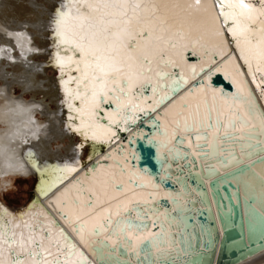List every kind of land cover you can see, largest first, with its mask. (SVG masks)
I'll return each instance as SVG.
<instances>
[{"label":"bare ground","instance_id":"bare-ground-1","mask_svg":"<svg viewBox=\"0 0 264 264\" xmlns=\"http://www.w3.org/2000/svg\"><path fill=\"white\" fill-rule=\"evenodd\" d=\"M56 1L58 0H42L38 4V0H0V33L3 31L8 34L6 38L0 34V81L4 83V87L2 89L0 87L2 100L0 104V126L4 128H0V181L4 183L6 179L10 180L15 175L32 177L36 173L35 194L42 195L73 172L65 171V165L73 169L77 167L81 169L91 159L104 158V163L97 162L93 169H87L86 173L80 169L77 170L76 176L60 187L54 188L52 190L54 192L47 200H44V197L41 199L58 217L62 226L60 227L70 235L73 234V222L79 221L84 226L83 238L78 231L79 226H77L76 236L80 243L75 235H71V237L76 246L82 249L85 246L89 249V244L86 241H90V229L92 227L97 226V235L103 238L104 229L100 222L105 215L109 217L122 215L131 205L137 203H142L141 206L150 205V201L161 196H172L173 193L164 191L159 186L154 188L149 176L138 170L136 166H130L129 155L132 153V149H129L125 142L121 144L119 140L114 141L113 144L109 145V148L106 147L108 142L105 144L94 143L95 141L114 139L112 135L98 132L94 142H89L86 146L83 144L84 148L88 149V160L79 161L81 158L78 155L82 147L78 148L77 145L83 143L85 138L80 132L69 130L68 124L71 123L74 129L79 127L80 120H74V124L69 121L70 116L77 114L67 108V98L60 79L61 70L56 63L52 64V61H55L56 52H60L61 55L64 53L61 48L56 46L58 41H54L53 33L50 37V43L53 44H50L49 48L46 46L47 30L50 27L47 20L48 17H54L55 8L52 13L51 10ZM58 2L60 3V1ZM152 2L160 10L159 14L166 19L172 32H179L188 40L199 39L200 43L205 46V50H201L199 47L196 49L199 56L198 61L181 62L180 66L175 68L178 75L175 80L184 84L188 83V85L176 91L169 101L161 103L152 112L159 120L161 127L159 133H151V137L156 141L157 155L160 151H164L168 156L180 152V150L173 148L176 146L173 145L172 136L176 134L183 138V144L186 143L190 153L195 155L194 146L188 139V135L190 131L200 132L202 130L206 131L205 138H203L205 140L204 145L211 147L212 155L217 149L215 147L218 144L217 132L213 124H211L210 129L206 128L205 125L208 118L214 117L223 120L224 115L227 119L232 118L233 122L232 128H230L228 121H226L227 128L225 129L227 131L230 129L255 131L258 135L257 138L260 139L261 133L264 134V132L259 122L255 121L248 112L251 101L248 89L264 115V71L257 69L256 59H251L252 73H254L255 79L249 73L248 65L241 58L236 42L231 33L228 32L232 22L229 21L228 24H225L221 15V0H152ZM236 2L241 7L247 5L244 10L250 13L252 20L255 21L252 27L258 28L264 25V0H236ZM23 18L28 19V21L21 22ZM52 20L53 18L51 19L53 31ZM9 37H13L15 41L11 42ZM39 49H42L41 53L37 52ZM189 52L191 51L189 50ZM46 55L50 56L46 58L44 66L41 67L40 60L44 59ZM214 56L216 58L222 57L209 65ZM4 65H9L11 71L7 72ZM205 65H208V68L211 67L213 72L218 71L227 79L233 87V91L237 93L236 97H232L231 94L220 95L217 89L210 87L208 78L203 73V75L201 74L202 85L193 86L190 84V80L197 74V71ZM190 66H194V69ZM48 68L54 70V73L57 70L58 75L48 77L46 73ZM64 70L68 71L69 68ZM14 85L21 92V95L17 97L12 94ZM73 86L75 87L74 84ZM25 92L39 93L43 97L41 101L46 97L50 103H54L56 98L59 113H56V109L50 111L49 106L41 101L40 103L26 102L22 98V93ZM151 95L149 89L148 96ZM151 104L152 100L148 105ZM79 106L80 102L78 101L76 107ZM158 108L159 110H157ZM114 109L115 106L112 110ZM236 112H238L241 121H244L243 123H237L234 120ZM35 113H39L44 118L42 123H32ZM102 113L105 116V113ZM105 121L106 123L103 125L108 124L107 119ZM185 123L189 126L188 130H185ZM127 125L121 124V128L125 129ZM248 126H255V128L244 130ZM111 127L115 132V124ZM221 131H223L222 128ZM65 133L69 135L70 141H76L72 144L74 149L69 155L65 153V146L62 148L56 146V150L50 146V142L63 143ZM75 133L78 136H74ZM129 134H137L135 123L127 132L118 133L117 139H120L121 135ZM139 134L140 132H138ZM197 136H195V140H198ZM89 139L91 138L89 137ZM178 142L180 143V141ZM260 143L261 141L258 144ZM245 146L246 144L243 146L241 144L240 147ZM27 147L33 149L39 161L29 153ZM171 150L173 151L171 152ZM231 156L225 158V163L232 161L233 157ZM44 159L45 161H43ZM47 159H55L56 161H47ZM212 166L215 167L216 164L213 163ZM228 179L238 187L239 195L245 198L252 196L250 207L245 208L247 218L251 222L264 218V157L249 164L248 170L230 175ZM132 181H136L138 184L134 187ZM230 196L232 197V195ZM178 204L180 205L179 208L183 207L182 200H179L175 201L174 204H169L170 210L177 207ZM8 208L7 210H10ZM10 212L16 217L23 215L24 220L27 221H31L33 218L41 221L51 219L43 209H37L33 206L26 207L21 211ZM58 213L64 214V218H61ZM158 215L163 225L161 235V239L164 241L163 248H166L170 246L169 227L164 222L161 212H158ZM132 216L136 217L135 215ZM172 228L173 230L176 229L174 226ZM125 234L131 237L129 248L133 249L141 238L149 236V231L135 234H132V231H125ZM177 238L176 236L173 243L178 244ZM151 240L149 245L153 251L154 247L151 245L152 243L155 244V239ZM108 242L110 244L112 240ZM155 247L156 249L159 248L158 246ZM163 252L160 251L158 255L160 256ZM236 264H264V247L251 252Z\"/></svg>","mask_w":264,"mask_h":264},{"label":"snow or ice","instance_id":"snow-or-ice-1","mask_svg":"<svg viewBox=\"0 0 264 264\" xmlns=\"http://www.w3.org/2000/svg\"><path fill=\"white\" fill-rule=\"evenodd\" d=\"M220 7L225 24L232 22L228 32L255 79L251 59L264 71V25L252 27L255 21L244 10L247 5L241 7L236 0H221ZM159 12L152 0H60L52 20L53 39L64 55L56 52L55 63L61 70L67 108L77 114L69 121L80 120L74 129L69 123V130L80 132L85 139H97L98 132L114 136L112 125L135 123L137 113L148 115L175 90L177 81L170 69L186 62L189 50L198 55L197 47L205 50V46L199 39L188 40L172 32ZM65 68L76 75L64 79ZM72 84L75 87H69ZM149 88L151 96L145 95ZM77 100L79 107L74 103ZM102 105H114L115 109ZM250 115L264 128V115L252 108ZM102 118L107 119V125L100 123ZM64 170L75 169L65 165ZM78 231L83 238L84 226ZM0 264L88 262L54 220L27 221L0 204Z\"/></svg>","mask_w":264,"mask_h":264},{"label":"water","instance_id":"water-1","mask_svg":"<svg viewBox=\"0 0 264 264\" xmlns=\"http://www.w3.org/2000/svg\"><path fill=\"white\" fill-rule=\"evenodd\" d=\"M219 58L215 59L214 56L209 65ZM198 59V55H192L189 51L185 53V60L188 63L196 62ZM207 66L205 65L197 71V74L190 80V84L193 86L202 85L201 76L205 74L210 87L217 89L220 95L231 94L232 97H236L237 93L233 91V87L227 79L218 71L213 72V69ZM171 72L175 73V77L178 76L175 68H172ZM186 85L188 83L177 82L174 85L175 90L162 103L169 101L176 91L182 87L185 88ZM149 89L145 95H148ZM248 93L251 96L248 112L252 108L255 112L263 115L249 89ZM102 107L105 109L114 108L113 105H102ZM152 112L149 110L148 113L150 114L146 116L140 112L139 119L135 120L136 135H121L120 139H117L118 133L122 132H118L114 128L115 140L110 138L105 141L94 142V140L87 138L83 142L84 146L92 141L99 144L108 142L106 146L108 148L114 141L119 140L121 144L125 142L127 147L132 149V153L129 155L130 166H136L138 170L149 176L154 188L159 186L162 190L173 193L172 196H161L150 201V205L141 206L142 203L131 205L122 215L112 217L105 215L100 222L104 229L103 238L97 235L98 228L94 226L90 229V241H86L89 244V249L85 246L83 249L76 246L85 256L88 264H236L251 252L262 249L264 247V218L253 222L247 218L245 208L250 207L252 196L245 198L239 195L238 187L228 177L248 170L249 164L264 157V134L261 133V138L258 139L255 131L231 129L227 131L225 129L227 128L226 121H228V126L232 128V118L227 119L226 115H224L223 120L213 117L212 119L208 118L205 125L206 128L210 129L211 124H213L217 132L218 144L215 145L217 149L212 155L211 147L204 145L205 140L203 138H205L206 131L203 130L200 132L190 131L188 135V139L194 146L195 155L190 153L187 144H183V138L177 134L172 136V142L176 146L173 148L180 150V152L168 156L164 151H160L157 155L156 141L151 137V133H159L161 127L159 120ZM101 117H104L103 113H101ZM105 120L102 118L100 123H106ZM234 120L237 123L244 122L241 121L238 112L235 113ZM71 121L75 123L74 120ZM127 124L126 128H123V132L130 130L134 123L129 122ZM221 128L223 131L220 132ZM254 128L255 126H248L244 130ZM262 131L264 132V128ZM138 132H140L139 135ZM196 134H199L198 136L202 139L195 140ZM75 135L78 136L77 133ZM259 141H261L260 144H258ZM241 144L242 146L246 144V146L240 147ZM84 146L79 153L80 162L88 160V149ZM118 147L120 148V146ZM27 150L39 161L32 148L27 147ZM230 155L233 157L232 161L225 163V158ZM47 161L56 160L47 159ZM97 162L104 163L105 160L104 158L91 159L80 171L86 173L87 169H93ZM213 163L216 164L215 167L212 166ZM76 174L77 172L73 175L70 174L42 195L33 193L35 181L27 198L21 204L12 206L11 210L7 211L11 213L10 211L31 206L43 209L45 214L56 222L59 229H62L58 217L43 201L51 196L54 188L60 187ZM34 177H37L36 173ZM131 183L134 187L138 184L136 181ZM43 197L44 200L41 201ZM179 200H182L183 207L179 208L180 205L178 204L177 207L170 210L169 204H174L175 201ZM158 212H161L164 222L169 227L170 246L166 248H163L164 241L161 239L163 225L158 218ZM58 215L64 218V214L58 213ZM118 222H120L119 225ZM80 225L79 221L73 222V234L71 235L77 237V226L80 227ZM173 226L176 229L173 230ZM125 231H132V234L149 231V236L141 238L136 246L131 249L129 248L131 237L127 236ZM63 232L76 244L67 231L63 230ZM176 236L178 237V244L173 243ZM151 239H155V244L152 243L151 245L154 247L153 251L149 245ZM77 240L80 243L78 237ZM109 240H112V243L109 244ZM155 246L159 248L156 249ZM160 251L164 252L159 256Z\"/></svg>","mask_w":264,"mask_h":264},{"label":"rangeland","instance_id":"rangeland-1","mask_svg":"<svg viewBox=\"0 0 264 264\" xmlns=\"http://www.w3.org/2000/svg\"><path fill=\"white\" fill-rule=\"evenodd\" d=\"M42 2V0H38V4H40ZM28 21V19H26ZM25 18L22 19L21 22H25L26 21ZM24 27V26H23ZM223 32V31H222ZM1 35H3V37L5 36L8 37V34H6L5 32H1ZM223 34V33H222ZM10 38V37H9ZM11 42L15 41V39L13 37L10 38ZM42 49H39V51H37L38 53H41ZM55 61H52V64H54ZM5 69L7 72L11 71V67L9 65H4ZM47 76L48 77H52V74H54V70L48 68L46 70ZM4 83L0 81V87L1 89L4 87L3 86ZM12 94L13 96H19L21 95L20 89L14 85L13 89H12ZM22 98L23 100H26V102H38L40 103L41 98H43L39 93H31V92H25L24 94L22 93ZM1 98H0V104H1ZM42 103H44L45 105L49 106V110L53 111L55 110V106L54 103H50L48 101V99H46V97H44V99H42L41 101ZM44 121V118L39 114V113H35L33 116V120L32 123L33 124H40ZM38 122V123H37ZM0 128L4 129L2 126H0ZM50 146L53 148V150H56V146L59 147H64V142L60 143V142H50ZM36 181L37 184V178L32 176V177H26V176H22V175H15L13 178H11L10 180L6 179V182L2 183L0 181V200L3 202V204H5L6 206H8V209H11L12 206H17L19 204H21L28 196L29 192L32 190V184ZM35 184V185H36ZM34 185V188H35ZM33 188V193L35 194V189ZM24 208H20L18 210L15 211H21Z\"/></svg>","mask_w":264,"mask_h":264}]
</instances>
